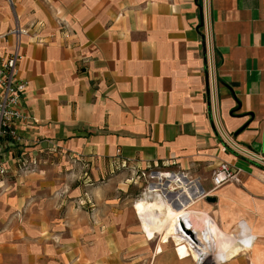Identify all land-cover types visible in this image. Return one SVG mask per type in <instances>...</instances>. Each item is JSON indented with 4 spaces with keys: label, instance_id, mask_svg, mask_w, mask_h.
<instances>
[{
    "label": "crops",
    "instance_id": "obj_1",
    "mask_svg": "<svg viewBox=\"0 0 264 264\" xmlns=\"http://www.w3.org/2000/svg\"><path fill=\"white\" fill-rule=\"evenodd\" d=\"M200 3L13 0L11 7L0 0V49L12 47L6 33L15 14L27 28L19 63L27 81L20 103L24 116L13 121L19 140L0 142L8 167L0 179V208L11 210L13 222L26 223L22 237L11 234L16 264H163L157 260L161 245L156 251L154 245L149 259L140 258L147 248L113 241L127 236L99 216L105 211L90 214L78 204L81 193L88 198L95 187L77 180L82 171L95 178L120 160L143 167L168 164L205 187L212 185L210 172L227 161L251 193L229 181L216 187L219 200L232 213L250 209L253 220H264V197H256L264 194V0H210L211 85ZM210 94L223 130L255 156L222 139L211 118ZM22 157L37 160L25 174L19 172ZM76 159H85L86 167L74 164ZM177 176L183 183L172 187L166 179L167 190L186 206L194 204L188 193L202 189ZM78 208L84 212L80 220ZM126 240L140 236L131 233ZM174 240L176 264L197 259L194 244L183 245L192 239L177 232Z\"/></svg>",
    "mask_w": 264,
    "mask_h": 264
},
{
    "label": "rangeland",
    "instance_id": "obj_2",
    "mask_svg": "<svg viewBox=\"0 0 264 264\" xmlns=\"http://www.w3.org/2000/svg\"><path fill=\"white\" fill-rule=\"evenodd\" d=\"M73 161L75 162L74 164L79 161V165H82V168L86 167L85 159ZM115 165L112 169L99 171L95 178L90 173L85 175L83 171L77 177V180H80L84 187H89L92 183H94L92 186H95L92 193L88 191V198L84 195L86 192L84 194L81 193V198L78 197L77 200H84L78 204L83 203L85 205L84 209H87L90 214L92 212L99 214L102 210L105 211L104 214H99V216L101 218L104 216L102 219L107 221L114 231H121L127 237L131 233L139 234L140 236V240L136 242L129 243L126 240L127 237L114 239L113 241L119 240L122 246L139 245L146 247L147 255L140 256V258L146 256L147 259L153 252L154 245L158 243L155 251L158 245H161L164 251L158 256L157 260L163 264H176L177 253L175 251L177 244L174 240V234L178 232L184 239H192V242L187 240L183 245L186 244L187 246V244L193 243L194 250L197 252V259L189 256L190 258L184 263L181 262V264H251V262L253 264H264V220H253L250 209L244 211L241 208L232 213V206L219 200V196L215 192L216 187L199 185L200 183H198L197 179L187 174L185 177L189 184L195 185V183H198L203 193L202 191L201 193H191L193 196L188 199L192 200L191 202H194V204L186 206L185 199L180 197L176 201V196L173 198L175 192H168L167 198L171 199L173 204L178 203L177 205L172 204L173 207L177 210L188 211V217L182 220L180 225H170L165 230L161 229L159 233L152 224L159 219V214L166 207L163 206L164 202L161 193H155L149 188L157 183L165 186L166 177L157 178L153 175L161 171H168L167 173L173 171L179 173L182 171L172 169L168 164L164 165L161 163L143 167L120 160L116 161ZM103 166L105 167V165ZM19 172L25 174V172ZM240 173L236 180H230V182L233 181V184L243 188L250 194L251 192L243 184V177L241 178ZM211 175L212 171L209 175L210 179ZM190 179L194 180L190 181ZM226 183H229V181ZM163 189L165 193L166 188ZM209 195L215 196V200H209L207 198ZM261 195L263 196L258 195L256 197H264V194ZM138 199L141 201L147 200L150 204L149 207L142 206V204L137 205L136 201ZM137 207L141 210L143 220L139 216ZM77 210L78 215L76 214V216L80 220L84 212L80 208ZM20 211L24 213L25 207H22ZM7 214L10 219H7ZM12 217L13 214L9 208L5 210L0 208V234L5 233V237L0 241V264H16L17 257L16 254L12 253L11 249L16 246L17 240L15 241L16 237L12 238L11 234L15 232L20 234L21 237L25 234V221L15 223L11 220ZM101 218H99V228L104 229L106 223ZM189 218H194V220L189 222ZM18 230L20 231L18 232ZM148 232L154 233V235L150 236ZM163 237H169L168 241L163 242ZM136 257L138 258L139 256ZM178 264L180 263L178 262Z\"/></svg>",
    "mask_w": 264,
    "mask_h": 264
},
{
    "label": "built area",
    "instance_id": "obj_3",
    "mask_svg": "<svg viewBox=\"0 0 264 264\" xmlns=\"http://www.w3.org/2000/svg\"><path fill=\"white\" fill-rule=\"evenodd\" d=\"M7 1L10 6L13 7V0ZM200 11L202 19L201 24L203 25L201 35L205 45L204 57L206 61L207 82L211 85L215 81V72L213 58L214 50L212 45V31L210 23V0H201ZM26 32L27 28L20 24L18 17L15 14L14 23L6 33L12 35L13 37L12 47L10 50L0 49V142L1 139L5 137H11V145L15 144V141L19 140V137L13 128V121L16 118L24 116L20 103L27 81L19 74V63L24 57V53L21 49V36ZM1 37H4V34H0V38ZM209 103L210 113L212 116L211 118L214 126L217 128L222 139L232 146L229 142V139L231 138L228 134H226L220 125L219 117L216 111V98L214 95L212 96L210 94ZM36 161L35 157L30 159L28 157H22L19 160V170L22 172L33 170L37 164ZM7 172L8 167L6 166L4 159L0 157V179H2ZM173 172L178 173L176 171ZM179 173L186 175L184 172ZM238 173V168H233L227 161L219 162L212 170L211 181L213 188L218 187L227 181L236 180Z\"/></svg>",
    "mask_w": 264,
    "mask_h": 264
},
{
    "label": "bare ground",
    "instance_id": "obj_4",
    "mask_svg": "<svg viewBox=\"0 0 264 264\" xmlns=\"http://www.w3.org/2000/svg\"><path fill=\"white\" fill-rule=\"evenodd\" d=\"M158 173V172H157ZM179 175V173H174V172H170V173H164V174H162V173H158V174H155L154 173V175L153 176H156L157 178H162V177H166V179H167V183L171 186L172 185V187H174L173 185H177V182L178 183H183L182 182V179L179 177V176H177V177H175L176 175ZM174 175V176H173ZM162 176V177H161ZM182 176H184L185 177V175L184 174H182L181 175V177ZM163 184V183H162ZM191 184V183H190ZM163 188H166V186H164V185H161V183H157L156 185H151L150 186V188H149V190H151V191H155V193H157V192H159V193H161V195H162V198H163V200L165 199L166 200V198H167V193L168 192H170V191H168V190H166L165 189V193H164V189ZM172 190V189H171ZM202 193H203V190H202ZM187 196H189V198H192V194L191 193H188V195ZM201 196H202V194H201ZM177 197H176V201H177ZM168 201V200H167ZM137 203V205H141L142 204V206H145V207H149V203H148V201L147 200H140V199H138L137 201H136ZM138 202H140V203H138ZM179 202V201H178ZM185 202V201H184ZM173 201H171V202H169V203H166L165 205H163L164 207H166V208H164L165 210L161 213V214H159V219L158 220H156L153 224H152V226L154 227V229L155 230H157V232H159L160 233V230L162 229V230H165L166 228H168L170 225H175V226H178V225H180V223H181V221L182 220H184L186 217H188V211H185V210H183V209H181V210H177L176 208H174L173 207ZM166 205H168V206H166ZM187 214V215H186ZM194 220V218H189L188 219V221L189 222H191V221H193ZM258 258V257H257ZM251 264H253L252 262H251Z\"/></svg>",
    "mask_w": 264,
    "mask_h": 264
},
{
    "label": "water",
    "instance_id": "obj_5",
    "mask_svg": "<svg viewBox=\"0 0 264 264\" xmlns=\"http://www.w3.org/2000/svg\"><path fill=\"white\" fill-rule=\"evenodd\" d=\"M229 142L231 143V145L232 146H234V147H236L237 149H240L241 151H243V152H246V153H248V154H250V155H254V154H252L251 152H248L247 150H245V149H243V148H241L240 146H238L232 139H229ZM255 156V155H254ZM207 198L209 199V200H215V196H207Z\"/></svg>",
    "mask_w": 264,
    "mask_h": 264
}]
</instances>
